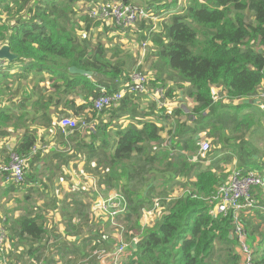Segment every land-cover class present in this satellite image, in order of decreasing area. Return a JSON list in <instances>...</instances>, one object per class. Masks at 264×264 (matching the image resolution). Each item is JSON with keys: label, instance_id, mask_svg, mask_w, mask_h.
<instances>
[{"label": "trees", "instance_id": "16d2710c", "mask_svg": "<svg viewBox=\"0 0 264 264\" xmlns=\"http://www.w3.org/2000/svg\"><path fill=\"white\" fill-rule=\"evenodd\" d=\"M100 1H124L156 15L169 14L161 20L159 30L145 21L139 22L141 30L145 26L148 29V39L153 41L159 60L152 66L156 79H150V83L162 84L160 88L165 85V102L176 89L184 90V95L195 102L189 113L177 108L164 115L175 123L174 130L167 131L166 139L162 135L165 129L152 122L144 123L142 128L130 125L123 130L118 125L110 129L111 125L100 122L95 125L96 131L90 133L92 144L87 146L82 144L79 131L67 137L75 136L77 148H88L89 152L95 148L97 138H102L103 157L98 160L105 164L109 159L112 172L107 175L116 181L127 203V211L119 220L125 228L123 236L130 244L128 251L132 257L122 264H242L237 249L239 240L234 235V212L226 216L216 213L210 200L233 170L256 171L264 176V159L257 161L256 151L249 150L246 142L259 129L257 115L245 111L239 119L229 111L250 108L264 86V0H188L182 8L179 0H0V49L8 46L16 56L13 61H0V97L9 101L21 94V103L28 101V109L32 107L30 113H23L16 121L12 114L0 109V128L22 123L24 128L34 125L51 129L55 114L50 109L59 106L86 121L85 110L96 118L127 114L131 97L103 112L93 109V101L103 90L115 92L120 81L133 71L128 72L124 61L108 60V49L102 41L93 42L92 27L103 24L85 14L83 8ZM82 3L85 5L81 8ZM111 24L115 26L113 30H131ZM79 33H83L84 40L79 39ZM72 67L93 72V76L71 74ZM171 82L174 87H167ZM213 88L221 97L216 102L211 94ZM76 96L83 97L85 104L78 106ZM55 98L58 100L52 103ZM181 116H185V121H181ZM192 121L198 128L188 125ZM30 129L24 131L11 150L22 155L28 166L38 143L37 130ZM113 130L117 138L112 143ZM202 132L213 139V149L206 160L195 161ZM0 134L5 136L2 131ZM149 144H160V150L151 151ZM112 145L114 150L108 154ZM224 150L231 153L221 162L229 164L236 158L234 169L228 174L220 173L221 167L216 164L202 169L203 162L217 158ZM91 153L88 162L93 159ZM8 158L9 155L4 162ZM138 178L143 180L142 185L136 182ZM26 179L27 170L20 186ZM156 184L179 185L185 191L179 198L163 202L169 205L158 223L145 226L143 210L154 205L145 188L153 191ZM14 191V188L7 191L9 197ZM249 203L251 207L240 210L239 219L252 239L253 264H264V232L256 243L254 223L246 215L255 207L264 208V188H253ZM260 214L262 211H256V215ZM39 220L42 219L26 216L15 222L18 227L14 229L7 218L5 225L13 241L12 248L15 238L27 242L46 233L44 221ZM261 220L264 221V216ZM16 258L14 261L20 263L22 258Z\"/></svg>", "mask_w": 264, "mask_h": 264}, {"label": "crops", "instance_id": "0c3cea01", "mask_svg": "<svg viewBox=\"0 0 264 264\" xmlns=\"http://www.w3.org/2000/svg\"><path fill=\"white\" fill-rule=\"evenodd\" d=\"M181 1H183V3L180 2L182 5L188 2V0ZM168 16L169 14H165L161 16L160 19L165 20ZM150 22L151 21L145 23L147 25H152ZM110 25L111 24L107 26H98L97 28V31L104 33L105 36L107 35L106 37L117 38L114 44H105L103 40H99L102 41L108 49L107 59L112 62L124 61L128 72L134 70L136 67H142L149 72L150 76L156 79V73L152 66L157 64L159 60L151 39L145 40V42L149 43L148 48H150V51L142 53L139 57L137 56V58H131L135 55V47L137 46L133 33H138V31L141 30L139 24L129 31L119 29L113 30L115 26L112 27ZM108 27L111 28L108 29ZM91 32L93 34L92 30ZM148 33L149 31L145 26L140 34L147 36ZM97 41V38L96 40L93 39L95 44ZM123 57L126 58L124 60L120 59ZM140 57H144L143 62L140 61ZM139 63L142 66H139ZM146 63L148 65H146ZM173 84L174 83L171 82L167 87H174ZM42 86H45V89H49V87H47L48 85L42 84ZM158 86H162V84H151L152 89ZM163 88H165V85H163ZM45 89H43V92ZM183 92L184 90L178 89L172 92L173 97L168 98L166 106L164 107H157L153 104L151 95H143L131 97V102L127 107V114L121 115V117L116 116L110 118V116L103 115L96 118L87 114V110H85V115L88 121L94 122L96 126L98 123L103 122L104 124L111 125L110 129L117 125L120 126L121 130L130 125L142 128L144 123L152 122L159 128L165 129L162 135L163 138L166 139V132L174 130L175 123L173 119L167 120L164 115L172 114L177 108H184L186 112L189 113L195 107L193 99L184 95ZM43 97L45 98V96ZM69 99L72 98L69 97ZM57 100L58 98L53 99L52 103H55ZM74 101L78 106L85 104L84 98L81 96H76ZM231 104L237 105L240 104V102H232ZM28 106V101L26 103H21V94L9 101H7L6 98L4 100L3 96L0 97V109H4L9 114H12V117H15L14 121L23 113H30L32 111V107L28 109ZM256 108L264 112V106L262 104L255 105L254 103L250 108H247L246 112L249 113V111H251L254 114L258 113L259 116V112L252 111ZM50 112L55 114L52 117V122L58 113L59 115L63 113L61 117H73L72 111L63 106L51 107ZM32 114H34V112H32ZM30 119H32V116ZM180 119L181 121H185L186 118L185 116H181ZM188 125L195 129L199 126L197 123H193V121L189 122ZM27 128H31L30 130L36 129L38 135V143L33 150L34 152L31 155V161L27 168L28 180L26 179L25 184L22 186H15L6 184L4 181H1L0 178V216L10 219V225H13L14 229L18 227L15 222L26 216L31 215L33 218H40L42 219L39 220L41 223L44 221L43 225L46 233L40 239L31 238L28 239L27 242H21L18 241V238H15L16 244L11 254L13 260L17 259L16 256H20L22 258L20 261L21 264H113L111 253L119 241V239H116L114 236L115 232L113 233L112 231V234L108 238L110 239L109 243H113V248L109 247L105 249L102 248L106 246L105 240L102 238L99 239L96 236L83 238L84 234L80 232L78 228L82 225L81 218L85 217L83 220L87 222L94 221L90 223L98 224L99 226L95 231L102 234L110 224L107 221L95 220V215L98 212H100V215L104 214L97 204L98 194L109 197L115 193L122 192L118 187H111L113 184H116V181L112 178L110 179L107 175V173L112 172L109 166V159L106 160L105 164L104 161L99 162L98 160L103 157V149L100 145L102 138L100 136L97 138L98 140L94 145L95 148L93 151L91 150V152L98 154H93L92 161L88 162L89 157H91V155H89L91 152H89L88 148L82 150L81 148H77L75 136L68 139L64 134H61L60 131L52 127L51 129L44 127L36 128V126L32 125L24 128L22 123L15 126H3L0 128V131L4 132L5 135L4 137L0 136V163L5 161L10 150L16 146L19 138ZM115 132L116 130H113L110 137L112 143L117 138ZM80 137H82L80 139L82 144H86V146L92 144L90 133L83 134L81 132ZM200 137L213 142V139L209 138L206 132H202ZM113 145L108 148V154L114 150ZM162 145L164 146L165 144ZM147 146L150 147L151 151L160 150V144H149ZM229 153L231 152L224 150L217 158L215 157L213 160H207L203 162V164H205L206 167L216 164L215 166L218 165L221 167L220 171L222 172L220 173L228 174L235 168L233 163H237L236 158L232 159V162L229 164L221 162L224 156ZM254 158L257 161L263 160L264 152L261 153L260 156L255 155ZM93 167H98L99 171L105 172L103 174V177L105 176V183L100 180L99 175L89 172V169H93ZM159 167L163 168V166ZM192 180L194 181L195 178ZM12 187L15 191L12 193V197H9L7 191L12 190ZM4 205L7 207V211L10 214L3 212V208L5 209ZM256 211H262V214L256 215ZM246 215L248 218H251V221L254 223L252 230L256 232V243H258L261 239L259 234L264 232V221L261 220V216H264V208L255 207L254 209L248 210ZM152 216L154 215H143L142 224H153ZM81 237L83 239H81ZM57 240H62L61 246L56 243ZM132 246H134V244ZM29 251H31V254H29ZM103 253L105 254L103 255ZM85 254H87L85 256L86 258L81 262L78 258ZM9 255L7 249V257L12 259ZM131 257V252L128 251L124 256V260H129Z\"/></svg>", "mask_w": 264, "mask_h": 264}, {"label": "built area", "instance_id": "2783aa9c", "mask_svg": "<svg viewBox=\"0 0 264 264\" xmlns=\"http://www.w3.org/2000/svg\"><path fill=\"white\" fill-rule=\"evenodd\" d=\"M84 13L89 15L92 19L104 21H111L116 26L132 29L136 27L140 21H152L156 23L159 19L147 11L145 7H139L124 1H100L96 5H87L84 7ZM156 28V25H154ZM149 43L142 44V50L146 51ZM3 61V60H0ZM120 88L115 92L103 93L93 101V109L97 112L118 106L125 97H139L143 95H151L152 102L157 107L166 106L164 101V88H151L150 79L145 72L139 69L133 70L125 80L120 81ZM153 94V95H152ZM214 102L221 99L218 90L213 88L211 90ZM259 101H264V86L258 93ZM52 128L61 132L66 137L72 135L76 131L84 133H91L95 129L94 122H89L82 119L55 116L52 122ZM210 149V150H209ZM211 146L204 140L199 143V150L196 154L195 161H203L207 159V155L211 152ZM209 151V152H208ZM28 163L26 159L15 151H11L7 162L0 164V176L6 184L21 185L25 181L26 170ZM264 188V176L256 171L242 172L241 170H233L226 179H224L216 194L210 200L211 204H215L214 211L226 216L229 212H234V235L239 240V251L241 252L244 264H253V251L249 246L247 239L249 232L244 223L239 219V212L242 209L251 207L249 203L250 192L253 188ZM170 198L164 199L169 201ZM245 200V202H242ZM97 204L99 209L108 215L109 219L113 221L114 231L119 239L111 256L113 264H122L124 256L128 253L130 244L126 242L123 233H125L124 226L120 223V218L127 211L126 198L122 192L115 193L109 197H104L98 194ZM144 215H157L166 211L165 206L158 199L154 202L150 210H143ZM0 222V264H20L7 257V249L10 243L9 232L5 225L6 219L1 216ZM154 224V223H153ZM151 224V225H153ZM145 225V226H151ZM105 253H103L104 255Z\"/></svg>", "mask_w": 264, "mask_h": 264}, {"label": "rangeland", "instance_id": "374dc122", "mask_svg": "<svg viewBox=\"0 0 264 264\" xmlns=\"http://www.w3.org/2000/svg\"><path fill=\"white\" fill-rule=\"evenodd\" d=\"M180 2H182L183 3V1H181V0H179V4H180ZM87 4H89V3H87ZM84 3H82L81 4V8L82 7H84ZM90 5H92V6H94V5H96V4H90ZM180 6L182 7V4H180ZM83 10H84V8H83ZM152 15H155L158 19H160L161 18V15L162 14H154V13H152ZM93 20H95V19H93ZM96 21H100V20H96ZM103 25H105V26H107L108 24H111V22L110 21H104V22H101ZM151 24H152V22H150ZM160 23H161V19L158 21V23H157V28L156 29H158L159 30V28H160ZM110 26H112V27H114V25H110ZM194 26V25H193ZM97 28L98 27H92V31H93V39L94 40H96V38H97V40L99 41V40H103V42L105 43V44H114L115 42H116V40H117V38L116 37H111V38H108V37H106L105 36V34L104 33H100V32H98L97 31ZM106 28V27H105ZM109 28H111V27H108V29ZM129 31V30H128ZM141 33V30L140 31H138V33L136 32V33H133V35H134V38H135V42L137 43V46L135 47V50H136V53H134L135 55L134 56H132L131 58H137V56L139 57V55H141L142 53H147L148 51H150V48H148L146 51H143L142 50V44L145 42V40H147L148 39V37H149V35H150V33H148L147 34V36H143L142 34H140ZM79 39L82 41V40H84L85 39V36L83 35V33H79ZM126 57H123V58H120V59H125ZM140 61H144V57H140ZM139 66H142L140 63L138 64ZM146 65H148L147 63H146ZM136 68H139V69H142L144 72H145V74L148 76V78L149 79H151L152 81L155 79V78H153V76H150V74H149V72L148 71H146V70H144L142 67H136ZM136 68H134V69H136ZM131 72V71H130ZM259 104H262L263 106H264V101H259V100H257L256 101V103H255V105H259ZM235 108H231L229 111H230V114L231 115H237V117L239 118V119H242L243 118V116H244V112L245 111H247V109H242V110H234ZM134 110H137V109H134ZM264 110V109H263ZM252 111H256V112H259L260 113V115L258 116V113H256V115L257 116H255V121H256V123H258V124H260V126H259V129L257 128L256 129V131L254 132V134H253V136L250 138V139H248L246 142L249 144V146H248V149L249 150H252L253 148H254V150L256 151L255 152V154L256 155H261V153H263L264 152V112L263 111H261V110H259L258 108H256V109H253ZM249 113H251V111H249ZM263 129H262V128ZM167 133V132H166ZM199 139V143L201 142V141H204L205 140V138L204 139H202L201 137H199L198 138ZM197 139V140H198ZM207 141V140H206ZM208 143H209V145H211V147H212V149H213V144L210 142V141H207ZM199 146V145H198ZM210 150V149H209ZM11 151V150H10ZM212 151V150H211ZM209 152V151H208ZM93 154H98V153H93ZM89 155H92V153H90ZM234 165H237V163H233ZM202 166H203V168L202 169H205L206 168V166H205V164H203L202 163ZM90 168V167H89ZM89 172H91V173H93V174H95V175H99L100 176V180H102L103 182H105V180H104V177H103V174L105 173L104 171H99V168L98 167H93V169H89ZM87 174V173H86ZM162 179H164V177H162ZM170 180V179H169ZM178 181V180H177ZM138 184H140V185H142L143 184V180L142 179H139L138 178V180L136 181ZM111 187H117V185L116 184H113ZM146 189V195H148L149 197H150V199L152 200V202H155V200H157L158 198H163V199H166V198H169V197H176V198H179V196H181L183 193H184V191H185V189L184 188H182V186H179V185H171L170 187H165L164 185H160V186H157V184H156V188H155V190H153V191H151V189H149V188H145ZM164 195V196H163ZM163 196V197H162ZM163 202H165L164 200H162L161 201V203H163ZM169 204H167V203H163V206H168ZM5 206V205H4ZM153 207V206H152ZM151 207V208H152ZM165 207V208H166ZM150 208V209H151ZM3 212L4 213H8V211H7V207L5 206V209L3 208ZM166 212V211H165ZM100 212H98L96 215H95V220H102L103 222L104 221H107L110 225L107 227V229L106 230H104V232L102 233V234H99V232H96L95 230L98 228V224H94V223H90V222H94V221H90V222H87L86 220H83L85 217H83V218H81L82 219V225H80L78 228H79V231L80 232H82L83 234H84V237L83 238H85V237H89V236H96L97 238H99V239H103V240H105L106 241V246H103L104 248H109V247H112L113 248V243L111 244V243H109L110 241V239H108L109 237H110V235L112 234V231H113V233H114V226L112 225V223H113V221L111 220V219H109V217H108V215L107 214H103V215H100L99 214ZM164 212H161L160 214H159V216H157V215H154V216H152V218H153V222L154 223H158V221L162 218V216L165 214H163ZM1 217V216H0ZM101 217V218H100ZM5 218V217H4ZM6 220H7V218H5ZM114 236H115V238L117 239L118 237H117V235H116V233H114ZM129 236H131V235H129ZM9 238H11V235L9 234ZM82 237H81V239H83ZM131 239V238H130ZM247 242H248V244H249V246L251 247V249H252V239L250 238V236L248 237V239H247ZM56 243L58 244V245H62V240H57L56 241ZM238 250H240L239 249V247L237 248ZM12 250H13V248H12V240L10 239V244H9V247H8V253L9 254H12ZM253 250V249H252ZM87 254H85V255H83V256H81L80 258H78V259H80V261L81 262H83L84 260H85V256H86ZM10 257H11V255H10ZM12 258V257H11ZM242 258V257H241ZM13 259V258H12ZM12 259H10V260H12ZM242 264H244L243 263V258H242Z\"/></svg>", "mask_w": 264, "mask_h": 264}, {"label": "water", "instance_id": "95a60500", "mask_svg": "<svg viewBox=\"0 0 264 264\" xmlns=\"http://www.w3.org/2000/svg\"><path fill=\"white\" fill-rule=\"evenodd\" d=\"M15 59H16V56L11 53L10 48L8 46H4L3 48L0 49V60L13 61ZM69 72L71 74H76V75H83V76H88V77L93 76V72L81 70V69H78L77 67L70 68Z\"/></svg>", "mask_w": 264, "mask_h": 264}, {"label": "clouds", "instance_id": "9594fccd", "mask_svg": "<svg viewBox=\"0 0 264 264\" xmlns=\"http://www.w3.org/2000/svg\"><path fill=\"white\" fill-rule=\"evenodd\" d=\"M159 20H160V19H159ZM159 20H158V21H159ZM150 21H151V20H150ZM158 21H157L156 23H154V22L151 21V22H152V26L156 25V28H157V23H158ZM146 22H148V21H146Z\"/></svg>", "mask_w": 264, "mask_h": 264}]
</instances>
